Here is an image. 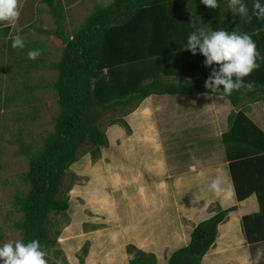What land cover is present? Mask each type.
I'll return each instance as SVG.
<instances>
[{
  "label": "rangeland",
  "instance_id": "obj_1",
  "mask_svg": "<svg viewBox=\"0 0 264 264\" xmlns=\"http://www.w3.org/2000/svg\"><path fill=\"white\" fill-rule=\"evenodd\" d=\"M80 2L63 11L61 25L66 35L71 36L96 6H108L113 0ZM21 5V16L15 27L0 22V29L11 27L12 36L19 35L17 30L25 31L20 36L29 46L24 53L23 49H13L10 35L4 38L0 32V245L21 239L16 224L23 214L16 205V196L28 192L24 175L28 172L30 157L40 151L59 112L51 88L56 79L52 65L60 58L64 46L54 35L33 30H57L58 24L42 1L21 0ZM55 7L57 15L54 16L59 19L56 3ZM202 29L208 32L210 27ZM40 47H44L45 54L41 53L38 58L43 61L37 63V69L30 70L29 76H24L23 60L29 58L28 51ZM175 79L178 78L169 77L166 81ZM24 81L36 85L37 98L23 104ZM16 91L19 95L12 98ZM168 97H162L166 103L163 111L157 115L151 113L150 119L145 117L147 123L155 125V131L162 133H153L152 124L146 131V123L137 130L145 121L139 120L135 113L124 118L130 132L120 124L108 125L111 111L102 117L100 123L106 131L108 147L82 155L69 168L64 181V187L69 188L66 193L69 209L64 214L49 216V236L56 244L44 250L48 264H129L134 257L128 251L129 246L153 254L156 264H167L175 250L188 245L199 223L215 215L218 208L223 209L220 204L223 201L208 189L212 177L207 173L209 168L219 173L224 167L221 142L218 139L215 143L211 133H164L168 109L176 106ZM197 98L185 100L187 111L196 107ZM176 107L180 108V104ZM191 116L186 114V119ZM165 157L171 164L163 174L160 171L165 168ZM160 158L164 160L158 163ZM201 165L202 169H196L200 171L190 170L191 166ZM173 178H177V187L168 184ZM227 229L225 226L219 233L223 247L232 230L227 234ZM248 243L251 247L262 244ZM205 261L213 263V256ZM213 264L220 262L216 259Z\"/></svg>",
  "mask_w": 264,
  "mask_h": 264
},
{
  "label": "trees",
  "instance_id": "obj_2",
  "mask_svg": "<svg viewBox=\"0 0 264 264\" xmlns=\"http://www.w3.org/2000/svg\"><path fill=\"white\" fill-rule=\"evenodd\" d=\"M53 0H44L58 24L57 30L33 29L37 33L54 35L63 43L60 58L53 63L56 79L51 85L59 112L52 131L44 138L40 151L30 157L24 175L28 192L16 196V205L23 217L16 224L21 239L28 243L39 240L43 250L55 246L49 236V216L64 214L69 209L64 181L69 168L82 155L108 147L106 131L100 120L112 112L109 126L120 124L130 132L125 117L133 113L151 96L201 95L225 97L232 106H242L248 98L264 92V19L241 20L220 0L217 9H210L202 0H113L108 6H96L84 23L71 36L63 32L61 19ZM253 0H247L251 10ZM210 27L249 34L260 53L261 67L246 81L254 83L251 91L241 89L231 96L211 94L205 88L212 69L205 66V57L193 55L184 46L190 33ZM32 28V27H31ZM34 28V27H33ZM4 38L11 27L0 29ZM29 31L28 33H30ZM25 33L19 30V35ZM10 43V42H9ZM25 44L23 53L28 48ZM42 48V50H41ZM45 54L44 47H40ZM9 53H12L9 50ZM43 59L26 58L24 76ZM213 67H218L213 65ZM178 78L166 81L167 78ZM36 85L23 83V104L35 100ZM12 98H17L19 91ZM230 131L222 135L226 159L238 202L256 193L260 211L242 219L245 239L250 243L264 241V173L255 174L244 168L259 161L264 167V134L242 114L235 117ZM239 120V121H237ZM256 132V133H255ZM247 146L245 151L243 148ZM85 148V149H83ZM251 167V166H250ZM239 169V173H238ZM235 207L220 209L199 223L185 247L175 250L167 264H201L203 257L215 246L218 226L223 224ZM134 253L129 264H156V257L129 246Z\"/></svg>",
  "mask_w": 264,
  "mask_h": 264
},
{
  "label": "crops",
  "instance_id": "obj_3",
  "mask_svg": "<svg viewBox=\"0 0 264 264\" xmlns=\"http://www.w3.org/2000/svg\"><path fill=\"white\" fill-rule=\"evenodd\" d=\"M39 1H42L44 5H47L44 2V0H39ZM80 1L81 0H53L52 3L54 4V6H55V3L58 5V9H60V13H59L60 19L63 20V16H62L63 11L68 10L71 4L75 5L76 3H81ZM263 95H264V92H261V91H258L257 93L254 94V96H256L258 99ZM156 97L157 98L159 97L160 99L158 100L157 98H155V96L153 97L151 96L147 98L146 100H144L140 104V106L133 112L135 113V116L136 114L139 115V120L142 118V120L145 121L146 118L150 119L151 113L155 112L154 114L157 115L158 112L160 113L161 111L164 110L166 106V103H164L165 95L156 96ZM189 98H193L194 101H196L195 98H197L198 103L194 105L196 106L195 108H192V110L187 111L188 107L184 103H185V100H188ZM168 100L170 101L173 100V106H175V104L177 106V104L179 103L180 108H177L175 106V108L170 107L168 109L167 116H166L167 119L164 121V125H163L164 133H185V132L189 133V131H193L195 133H211L212 137L216 138L215 143L218 142V139L220 140L221 142L220 146L222 147V150H221L222 156L225 159L224 167L221 169V172L219 173L216 172L213 167L212 169L209 168L210 172H207V173L212 177L211 179H214L217 176H219L222 179L223 191L220 195H217L219 200L223 201L222 203H220L221 207L223 209L227 208L226 206L230 208L231 207L236 208L235 211L230 212L228 214V218H226L225 222L218 226V236L215 242V246L213 247L215 249L212 250L213 249L212 248L209 250V252L203 257L201 264H208V261H205V260H207V258L212 257V256H213V263L216 262V259H217V261L220 262V264H249L248 262L249 255L254 257L255 252H256L255 250L257 249V247L261 246V244L257 245L256 247H251L248 241L244 237L241 224H242L243 217L257 214L260 211L259 198L256 196V193H253L247 199L243 200L242 202L237 201L234 186H233V181H232V177H231V173L229 169V163H228V160L226 159L225 148L222 142V135L225 133H228L231 130L230 124L235 121L236 119L235 117L239 114H242L243 118L248 119L253 125H255V127L259 130V133L264 134V105H263V102L261 100H256L255 102H252L248 98V100L244 104H242V106L240 105L238 107H234L230 104V102L225 97L214 96V95H209V94H201V95H194V96L193 95H175V96H169ZM186 114L192 115L191 116L192 118L189 117V119H186ZM193 119H197V120L192 122ZM145 123L147 124V126L145 127L146 131L151 129V124H152L153 133H162L158 130L155 131V125H153V123L150 124L149 121L148 123L147 121H145L144 124L143 123L140 124L137 130H140L143 126H145L146 125ZM168 128H169V131L167 132ZM247 148L248 147L245 145L243 149L246 151ZM152 150L154 152L156 151L154 146L152 147ZM263 153L264 152H261L260 155H262ZM161 159L162 158L158 160V163ZM166 159H167L166 157H165V160L162 159L164 160L163 163H164L165 168L164 169L161 168L160 173L165 172L166 167L171 164L170 160L169 162H167L168 160ZM250 166H249V169L248 167H246V169L244 168V170L245 171L251 170L255 172V174L264 173V167L262 166L261 161H259V163L256 165L250 164ZM190 168H192L190 169L191 171H194L196 169H202L203 165H201L199 168L196 166L195 167L191 166ZM196 171H200V170H196ZM238 173H239V169H238ZM173 174L176 175V173H173ZM200 175L202 176V174ZM180 176L181 175L177 177H180ZM205 178H207L206 175H205ZM176 179L174 178L171 179V181L168 182V184L177 187L178 182ZM224 204H226V206ZM231 222L233 223L235 222V224L233 223L231 224ZM225 226H227L228 228L225 231V233L228 234V231L230 228L232 230L229 232V237L226 240L227 244L225 243L223 247V245L221 246L222 243L220 242L219 233L221 232L220 230H222ZM136 241H138V239H136ZM242 250H246V252H242L241 254ZM210 253H212V255ZM214 255H217V257H214ZM213 263L211 262V264Z\"/></svg>",
  "mask_w": 264,
  "mask_h": 264
},
{
  "label": "clouds",
  "instance_id": "obj_4",
  "mask_svg": "<svg viewBox=\"0 0 264 264\" xmlns=\"http://www.w3.org/2000/svg\"><path fill=\"white\" fill-rule=\"evenodd\" d=\"M202 3L210 9H217L220 0H202ZM227 6L241 20L246 19L250 22L253 16L264 19V0H253L251 10L247 0H227ZM21 10V0H0V22L15 27L19 22ZM9 35L13 49L25 47L20 35ZM184 49L191 51L193 55L199 53L205 57V66L212 69L205 81V88L211 94L231 96L233 92H239L241 89L253 90L254 83L246 81L245 78L261 65L257 62L260 58L257 45L249 34L237 30L229 32L219 29L206 32L198 29L189 34ZM40 55V49L28 51L31 60H36ZM222 184V179L217 176L212 179L208 189L220 195L223 191ZM248 262L264 264V242L257 247L254 257L249 255ZM0 264H48V261L39 240L25 243L22 239H17L0 245Z\"/></svg>",
  "mask_w": 264,
  "mask_h": 264
}]
</instances>
